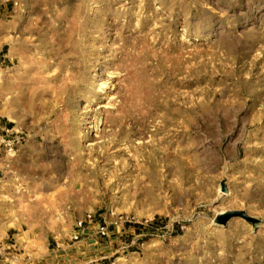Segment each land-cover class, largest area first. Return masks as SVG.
Listing matches in <instances>:
<instances>
[{"label": "rangeland", "instance_id": "rangeland-1", "mask_svg": "<svg viewBox=\"0 0 264 264\" xmlns=\"http://www.w3.org/2000/svg\"><path fill=\"white\" fill-rule=\"evenodd\" d=\"M0 148V264H264V0H0Z\"/></svg>", "mask_w": 264, "mask_h": 264}, {"label": "built area", "instance_id": "built-area-1", "mask_svg": "<svg viewBox=\"0 0 264 264\" xmlns=\"http://www.w3.org/2000/svg\"><path fill=\"white\" fill-rule=\"evenodd\" d=\"M8 131L9 130H6V132ZM22 139L23 137L20 134H15L12 138L8 140L3 139L2 142L4 143V146L7 148V150H14L21 143ZM87 221H91V215H88L85 219H82L76 223V231L72 234L71 237L73 240L79 239V237L81 236V232L84 229V223ZM98 230L101 232V234H106L105 227H100Z\"/></svg>", "mask_w": 264, "mask_h": 264}, {"label": "bare ground", "instance_id": "bare-ground-1", "mask_svg": "<svg viewBox=\"0 0 264 264\" xmlns=\"http://www.w3.org/2000/svg\"><path fill=\"white\" fill-rule=\"evenodd\" d=\"M93 75H94V76L92 77V78H93V81H92L91 84H90V89H98V92H99V91H102V90L104 91V89H105L104 87L107 86L109 83L107 84V83H105L104 81H103L102 83H99L100 78H99V77L97 78L96 71H95V73H93ZM101 75H102V74H101ZM102 77H103V76H102ZM84 94H85V93H84ZM81 101H82V100H81ZM80 103H81V102H80ZM95 117H96V115H95ZM91 118H92V117H91ZM94 125H95V124H94ZM95 126H96V125H95ZM95 128H96V127H95ZM27 206H28V207H35V206H38V203H36V204L34 203V204H32V205H31V204H28Z\"/></svg>", "mask_w": 264, "mask_h": 264}, {"label": "crops", "instance_id": "crops-1", "mask_svg": "<svg viewBox=\"0 0 264 264\" xmlns=\"http://www.w3.org/2000/svg\"><path fill=\"white\" fill-rule=\"evenodd\" d=\"M3 156L2 148H0V158Z\"/></svg>", "mask_w": 264, "mask_h": 264}]
</instances>
